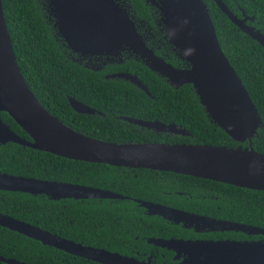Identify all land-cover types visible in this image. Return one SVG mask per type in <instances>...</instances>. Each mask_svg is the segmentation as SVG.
Segmentation results:
<instances>
[{"label":"trees","instance_id":"1","mask_svg":"<svg viewBox=\"0 0 264 264\" xmlns=\"http://www.w3.org/2000/svg\"><path fill=\"white\" fill-rule=\"evenodd\" d=\"M1 1L14 55L26 84L42 106L64 124L85 135L117 143L247 145L232 140L210 121L191 84L174 89L164 77L134 61L127 64L126 70L137 74L150 95L126 79L102 78L63 56L43 0ZM125 1L132 16L156 25L154 8L145 0ZM204 1L220 46L242 80L263 124L251 143L256 151L264 153V48L232 23L213 0ZM223 1L237 16H241V10L253 16L251 24L264 32V0ZM68 96L102 111L110 108L135 118L174 123L190 134L156 132L136 124H132L136 127L133 130L125 125L131 124L126 120L118 124L107 122L97 114H81L71 108ZM0 118L16 134L30 139L8 113L0 112ZM3 172L87 185L127 196L124 199H51L46 195L0 190V212L74 242L125 255L142 251L146 247L144 237L193 234L158 215H147L134 201L136 198L171 200L168 203L190 212L264 228V190L170 171L74 160L14 142L0 144V173ZM200 189L211 190L205 193L215 197L186 200L181 195L165 193ZM222 234L239 237L242 233ZM0 255L29 264H101L43 245L3 226H0ZM0 264L7 263L0 261Z\"/></svg>","mask_w":264,"mask_h":264},{"label":"water","instance_id":"2","mask_svg":"<svg viewBox=\"0 0 264 264\" xmlns=\"http://www.w3.org/2000/svg\"><path fill=\"white\" fill-rule=\"evenodd\" d=\"M48 13L60 28L69 48L80 53L114 54L131 50L145 65L164 77L174 89L191 84L210 121L232 140L245 146L207 143L122 142L107 141L85 135L64 124L48 112L26 84L14 51L0 0V112L4 111L29 136L16 134L0 118V144L14 142L74 160L114 166L170 171L210 179L238 187L264 190V153L252 147V138L263 127L257 109L242 80L224 54L204 0H146L160 13V21L169 42L185 60L188 68L178 69L156 57L137 31L135 20L125 0H46ZM216 6L242 32L264 48V33L247 23L253 20L241 10L238 17L223 0ZM143 90L147 86L135 75L118 73ZM73 110L93 114L94 110L68 96ZM140 127L189 135L184 127L159 120L123 117ZM0 190L46 195L51 199H124L122 194L92 186L44 180L22 175L0 173ZM147 215H158L173 224L195 232L219 230L259 234V240H193L150 237L148 242L187 253L193 264H264V228L230 220L209 217L134 199ZM0 226L21 233L66 253L101 264H151L104 248L83 245L61 237L31 223L0 213ZM7 264H29L0 255ZM182 261L178 264H191Z\"/></svg>","mask_w":264,"mask_h":264},{"label":"flooded vegetation","instance_id":"3","mask_svg":"<svg viewBox=\"0 0 264 264\" xmlns=\"http://www.w3.org/2000/svg\"><path fill=\"white\" fill-rule=\"evenodd\" d=\"M46 9L47 1L43 0ZM119 2L121 0H118ZM147 1L145 0V3ZM127 3V1H126ZM147 4H150L152 8H154L153 14L157 16V18H154V20H157L155 22L156 25H151L148 23L147 20H142L141 18H136L134 15L133 19L135 20V25L137 28V31L142 35L147 47L151 50V52L161 59H163L166 63L171 64L172 66L178 68V69H184L188 68V64L185 60L181 59L180 55H178V51L174 49V46L169 42V39L166 37V32L163 28V25L160 21V13L159 10L153 6L151 3L147 2ZM152 14V15H153ZM246 14V13H245ZM249 16V15H248ZM48 21L52 25L54 29V33L58 35L57 42L59 44V48H61L62 54L66 59H70L74 63L81 65L83 67H86L90 69L92 72L99 74L102 78H120L117 77L116 74L118 73H130V74H136L135 72H131L130 70H126L127 64L129 62H140V64H145L143 62V59L140 58L139 55L135 54L131 50H119L117 53L114 54H106V53H97V54H91V53H80L77 51L72 50L68 47L65 40L61 37L59 31L60 28L58 25H56L55 18L48 14ZM154 17V16H153ZM238 17H242L238 16ZM253 17V16H249ZM254 20V17H253ZM253 20H247V23L252 25L251 23ZM254 26V25H252ZM255 27V26H254ZM255 29H258L255 27ZM260 30V29H258ZM261 31V30H260ZM263 32V31H261ZM264 33V32H263ZM137 75V74H136ZM81 102V101H80ZM85 105H88L84 102H82ZM94 110L93 114H97L98 116H101L103 119H105L107 122L115 121L119 124L120 120H124L123 117H132L127 116L125 114L120 113L118 110L110 109V108H103L106 111H102L96 107H93L91 105H88ZM135 118V117H133ZM143 120H149L144 119L141 117H137ZM129 126L130 129L135 130L136 127H134L132 124H125ZM134 127V128H133ZM146 128V127H145ZM148 129V128H147ZM211 190L206 189H200L197 192L190 191V190H173V191H167L165 192L170 196L172 193H175L177 195L183 196L184 199H206L208 197H215L209 193ZM143 200V199H142ZM151 201L155 203H159L165 206L174 207L177 209L185 210L182 206H175L173 204H170L168 202H171V200H164L163 202L153 201V200H146ZM4 215H9L5 212H0ZM11 216V215H10ZM15 218V217H14ZM18 219V218H17ZM190 230L193 234L183 237V236H167V237H158L163 239H169V238H183V239H193V240H223V239H235V240H259L263 238L262 235L259 234H239V237H231L230 235H223V232H230V231H211V230H201L199 232H195L192 229ZM155 237V236H150ZM150 237H144V241L146 243V247H143L142 251L136 250L134 254L128 255L136 258L139 261H147L151 264H178L182 261L190 262L189 256L187 253L181 252L179 254V257H175L176 251L173 249H168L167 247H162L159 245H155L152 242H148V239ZM125 255V254H124ZM193 264L192 262H190Z\"/></svg>","mask_w":264,"mask_h":264}]
</instances>
